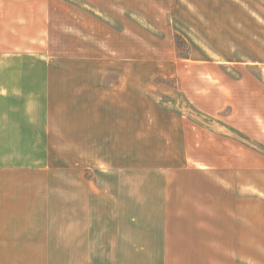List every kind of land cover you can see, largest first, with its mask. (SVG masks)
<instances>
[{
  "label": "rangeland",
  "instance_id": "1",
  "mask_svg": "<svg viewBox=\"0 0 264 264\" xmlns=\"http://www.w3.org/2000/svg\"><path fill=\"white\" fill-rule=\"evenodd\" d=\"M5 2L8 264H54L62 249L50 229L64 223H129L108 203L103 215H71L92 206L67 184L79 167L103 186L113 168L136 169L115 190L201 195L176 208L207 207L215 193L218 208L224 183L240 192V176L254 180L264 166V0ZM117 254L129 249L105 245L104 264Z\"/></svg>",
  "mask_w": 264,
  "mask_h": 264
},
{
  "label": "crops",
  "instance_id": "2",
  "mask_svg": "<svg viewBox=\"0 0 264 264\" xmlns=\"http://www.w3.org/2000/svg\"><path fill=\"white\" fill-rule=\"evenodd\" d=\"M95 10L99 11L97 8ZM7 21L8 6L5 0L3 3L0 0V38L1 25L7 24ZM2 58L5 63H2ZM6 60L7 48L2 50L0 45V264H8V229L7 225H1L2 214H5L1 207L2 194L6 199L7 184L6 177H2V172L7 170ZM258 164L254 180L240 176L241 182L245 183V189L240 192H233L231 187L223 184L224 191L220 195L223 196L224 206L218 208L214 206L215 193H207V207L176 208V199L182 205H193L197 204L195 200L201 195L194 192L152 191V187L145 191V186L138 193L134 190H115L114 183L128 182L126 175L136 173V169L113 168L106 178L109 183L103 186L99 176L87 177L84 174L85 168L79 167V180L66 179L67 184L77 186L80 190L85 189L86 200L93 207L81 208L79 211L70 208L71 215H103V212L98 213L97 210L108 203L113 206L109 214L127 216L129 223L125 226H109L107 229L103 224L64 223L50 229V242L53 247L62 249L58 250L52 263L104 264V248L108 245L113 249H129V254H117L109 259L113 264H264V180L260 178L264 176V166ZM139 171L146 173L144 169ZM151 177L147 172L148 184ZM164 178L168 186L171 179L167 174ZM250 184H255L256 190H249ZM233 196L237 200L235 207H232ZM125 200H130L135 206L123 207ZM141 216H160L165 217V220L150 225L139 223L136 217ZM170 217H176L175 221ZM105 238L111 240L105 241ZM150 249L158 250L155 252Z\"/></svg>",
  "mask_w": 264,
  "mask_h": 264
},
{
  "label": "bare ground",
  "instance_id": "3",
  "mask_svg": "<svg viewBox=\"0 0 264 264\" xmlns=\"http://www.w3.org/2000/svg\"><path fill=\"white\" fill-rule=\"evenodd\" d=\"M203 117H204L205 119H209V117H207L206 115H205V116L203 115Z\"/></svg>",
  "mask_w": 264,
  "mask_h": 264
}]
</instances>
